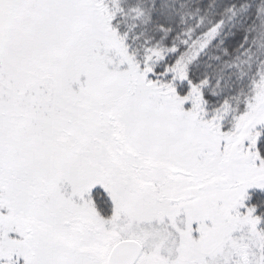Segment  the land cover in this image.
Instances as JSON below:
<instances>
[{
    "label": "snow or ice",
    "instance_id": "6c2138e0",
    "mask_svg": "<svg viewBox=\"0 0 264 264\" xmlns=\"http://www.w3.org/2000/svg\"><path fill=\"white\" fill-rule=\"evenodd\" d=\"M0 264H264V0H0Z\"/></svg>",
    "mask_w": 264,
    "mask_h": 264
}]
</instances>
